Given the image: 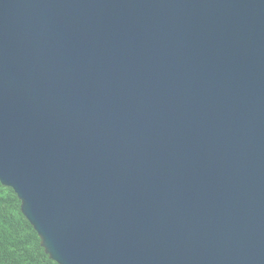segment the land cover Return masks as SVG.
<instances>
[{
  "label": "water",
  "instance_id": "obj_1",
  "mask_svg": "<svg viewBox=\"0 0 264 264\" xmlns=\"http://www.w3.org/2000/svg\"><path fill=\"white\" fill-rule=\"evenodd\" d=\"M0 184L56 264H264V0H0Z\"/></svg>",
  "mask_w": 264,
  "mask_h": 264
},
{
  "label": "trees",
  "instance_id": "obj_2",
  "mask_svg": "<svg viewBox=\"0 0 264 264\" xmlns=\"http://www.w3.org/2000/svg\"><path fill=\"white\" fill-rule=\"evenodd\" d=\"M0 264H56L20 212L12 190L0 184Z\"/></svg>",
  "mask_w": 264,
  "mask_h": 264
}]
</instances>
